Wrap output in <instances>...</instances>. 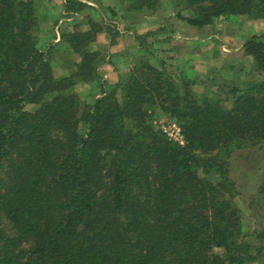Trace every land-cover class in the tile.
<instances>
[{
	"label": "trees",
	"instance_id": "obj_1",
	"mask_svg": "<svg viewBox=\"0 0 264 264\" xmlns=\"http://www.w3.org/2000/svg\"><path fill=\"white\" fill-rule=\"evenodd\" d=\"M181 2L186 14L176 16L195 27L264 17V0ZM35 24L31 0H0V264L249 261L217 155L264 143V79L197 95L192 87L209 80L142 62L86 103L74 87L100 83L98 53L88 48L100 29L65 33L79 61L55 76ZM243 48L264 75V32ZM154 110L178 122L183 144L154 128ZM259 194L264 200V182Z\"/></svg>",
	"mask_w": 264,
	"mask_h": 264
},
{
	"label": "rangeland",
	"instance_id": "obj_2",
	"mask_svg": "<svg viewBox=\"0 0 264 264\" xmlns=\"http://www.w3.org/2000/svg\"><path fill=\"white\" fill-rule=\"evenodd\" d=\"M31 1L36 15L33 35L37 46L50 54L55 76L69 75L79 61L65 33L91 26L100 29L88 45L98 53L100 83L95 80L74 87L82 102H92L102 89L110 88L142 62L157 67L162 64L176 78L185 72L198 82L209 80L208 87H192L197 95L225 84L243 88L264 79L254 71L253 60L243 48L250 36L264 32V17L226 15L210 25L195 27L176 16L178 11L186 14L181 0H157L153 8L142 9L131 8L134 0H81L88 5L79 10L66 0ZM34 107L25 106L30 111ZM152 123L166 137L179 127L175 119L159 110L153 111ZM217 156L224 158L232 182L227 197L238 210L241 237L251 255L244 264H264V200L259 194L264 182V143L228 149Z\"/></svg>",
	"mask_w": 264,
	"mask_h": 264
},
{
	"label": "built area",
	"instance_id": "obj_3",
	"mask_svg": "<svg viewBox=\"0 0 264 264\" xmlns=\"http://www.w3.org/2000/svg\"><path fill=\"white\" fill-rule=\"evenodd\" d=\"M169 140H172L174 142H178L180 144H183V137L180 131L179 127H174L173 133L169 132L168 137Z\"/></svg>",
	"mask_w": 264,
	"mask_h": 264
}]
</instances>
